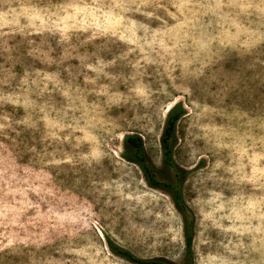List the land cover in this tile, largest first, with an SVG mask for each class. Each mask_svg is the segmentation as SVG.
Listing matches in <instances>:
<instances>
[{"label": "rangeland", "instance_id": "374dc122", "mask_svg": "<svg viewBox=\"0 0 264 264\" xmlns=\"http://www.w3.org/2000/svg\"><path fill=\"white\" fill-rule=\"evenodd\" d=\"M264 264V0H0V264Z\"/></svg>", "mask_w": 264, "mask_h": 264}, {"label": "trees", "instance_id": "16d2710c", "mask_svg": "<svg viewBox=\"0 0 264 264\" xmlns=\"http://www.w3.org/2000/svg\"><path fill=\"white\" fill-rule=\"evenodd\" d=\"M183 115V109L179 104L171 106L165 114L164 124L159 138L161 151V169H157L146 156L141 139L134 135L124 137L123 159L136 164L142 172L144 181L153 188L166 193L179 213L182 224V236L184 239L183 264H191L190 242L193 235V216L182 200L181 183L185 172L176 167L172 160V150L175 144V124ZM112 254L125 259L133 264H171L161 259H140L126 250L108 243Z\"/></svg>", "mask_w": 264, "mask_h": 264}]
</instances>
